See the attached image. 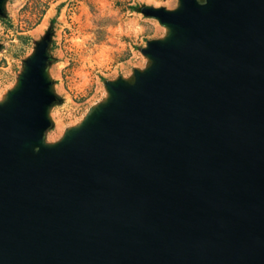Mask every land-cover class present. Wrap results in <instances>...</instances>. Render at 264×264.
<instances>
[{
    "label": "water",
    "instance_id": "95a60500",
    "mask_svg": "<svg viewBox=\"0 0 264 264\" xmlns=\"http://www.w3.org/2000/svg\"><path fill=\"white\" fill-rule=\"evenodd\" d=\"M141 13L146 66L59 140L52 27L0 99V264H264V0Z\"/></svg>",
    "mask_w": 264,
    "mask_h": 264
},
{
    "label": "rangeland",
    "instance_id": "374dc122",
    "mask_svg": "<svg viewBox=\"0 0 264 264\" xmlns=\"http://www.w3.org/2000/svg\"><path fill=\"white\" fill-rule=\"evenodd\" d=\"M145 5L174 9L177 0H10L0 19V99L52 27L50 74L63 102L51 111L55 126L46 138L59 140L106 96V81L146 66L141 49L165 28L142 15Z\"/></svg>",
    "mask_w": 264,
    "mask_h": 264
},
{
    "label": "trees",
    "instance_id": "16d2710c",
    "mask_svg": "<svg viewBox=\"0 0 264 264\" xmlns=\"http://www.w3.org/2000/svg\"><path fill=\"white\" fill-rule=\"evenodd\" d=\"M135 9V8H134Z\"/></svg>",
    "mask_w": 264,
    "mask_h": 264
}]
</instances>
